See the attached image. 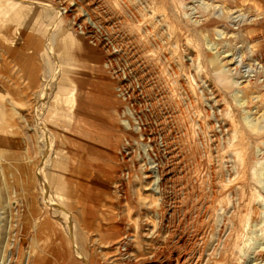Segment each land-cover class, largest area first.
I'll use <instances>...</instances> for the list:
<instances>
[{"label": "rangeland", "instance_id": "obj_1", "mask_svg": "<svg viewBox=\"0 0 264 264\" xmlns=\"http://www.w3.org/2000/svg\"><path fill=\"white\" fill-rule=\"evenodd\" d=\"M2 255L264 264V0H0Z\"/></svg>", "mask_w": 264, "mask_h": 264}, {"label": "bare ground", "instance_id": "obj_2", "mask_svg": "<svg viewBox=\"0 0 264 264\" xmlns=\"http://www.w3.org/2000/svg\"><path fill=\"white\" fill-rule=\"evenodd\" d=\"M56 8H58V7H56ZM59 9H61L60 11H67V12H68V9H69V8H68V7H63V8H59ZM58 12H59V11H58ZM69 13H70V12H69ZM73 20H74V19H73ZM76 22H77V21H76ZM101 31H102V30H101ZM65 215H66V213H65ZM66 217H68V215H66ZM68 218H69V217H68ZM67 220H68V219H67ZM70 221H71V220H69V222H70ZM73 224H74V223H73ZM124 244H126V243L121 242V246L124 247V249H126L127 246L125 247ZM121 246H120V247H121ZM120 249H121V248H120ZM77 254H78V253H77ZM170 254H171V253H170ZM24 256H25V255H24ZM15 257H16V256H15ZM15 257H12V256H11L10 258L6 257V259H5V257H3V255H2V259H1V260H2V261H6V262H5L6 264H10V262H12V261H11L12 259H16ZM28 257H29V256H28ZM79 258L82 259V257H80V256H79ZM27 259H28V258H27ZM170 260H171V259H170ZM27 262H28V261H27ZM41 262H42L41 259H38V260H37V264H41ZM154 264H155V263H154ZM176 264H177V262H176Z\"/></svg>", "mask_w": 264, "mask_h": 264}]
</instances>
